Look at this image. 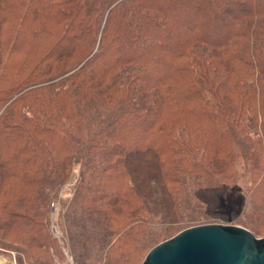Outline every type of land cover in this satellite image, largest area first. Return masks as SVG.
I'll return each mask as SVG.
<instances>
[{
    "label": "trees",
    "instance_id": "trees-1",
    "mask_svg": "<svg viewBox=\"0 0 264 264\" xmlns=\"http://www.w3.org/2000/svg\"><path fill=\"white\" fill-rule=\"evenodd\" d=\"M74 165L79 264L218 223L243 176L264 186V0H0V238L19 264H53L44 208Z\"/></svg>",
    "mask_w": 264,
    "mask_h": 264
},
{
    "label": "rangeland",
    "instance_id": "rangeland-1",
    "mask_svg": "<svg viewBox=\"0 0 264 264\" xmlns=\"http://www.w3.org/2000/svg\"><path fill=\"white\" fill-rule=\"evenodd\" d=\"M26 47L28 50L29 46ZM21 58H23V53L20 54L18 52L13 53L9 60L7 59V68L3 74V85H5V80H7L13 72L11 67L16 66ZM236 163H238L236 165L238 171L243 172L244 165L242 159L240 160L239 158ZM79 169V165H74L72 167L67 180L57 186L55 195L50 197L44 208L45 214L43 217H45V222L43 233L44 235L47 233L46 235H48L52 244H54L53 246H55L53 247L51 244L52 247L47 249V256H49L53 264L80 263L79 256L77 254H72L70 250V241L66 231L68 226L65 223L64 217L71 201L70 198L74 192V187L79 180ZM250 178L249 174L243 176L239 178L237 187L225 190L220 197V210L217 220H219L218 223L220 224L241 226L250 230L257 237H264V186L258 185L255 187V184L251 183L252 180ZM69 182H73L72 185L69 186ZM6 198V195L2 196V193L0 194V202ZM206 213L209 212L206 211ZM150 228L149 234L145 233L140 235L135 241L128 239L124 244L120 238V246L117 247L114 245L107 259L97 258L96 260L95 254L93 253V255L91 252L89 256H86L89 259H83V261L88 264H106L108 260H112L111 263L113 264H140L145 256L144 254H146L153 242L156 240L161 241L174 234V231L158 234L160 233L159 226ZM150 232L152 233L151 236L156 233L158 235L155 236L156 238L152 243H147V241L152 238L149 237ZM15 240L16 238L13 239V235L6 239L0 238V264H19L18 254L14 248ZM21 257L23 259L22 264H31L32 257L30 258V256H28L29 259H26L24 255Z\"/></svg>",
    "mask_w": 264,
    "mask_h": 264
},
{
    "label": "water",
    "instance_id": "water-1",
    "mask_svg": "<svg viewBox=\"0 0 264 264\" xmlns=\"http://www.w3.org/2000/svg\"><path fill=\"white\" fill-rule=\"evenodd\" d=\"M140 264H264V237L230 224L186 227L156 242Z\"/></svg>",
    "mask_w": 264,
    "mask_h": 264
},
{
    "label": "built area",
    "instance_id": "built-area-1",
    "mask_svg": "<svg viewBox=\"0 0 264 264\" xmlns=\"http://www.w3.org/2000/svg\"><path fill=\"white\" fill-rule=\"evenodd\" d=\"M72 183H73V182H69V183H68V184H69V186H70V185H72Z\"/></svg>",
    "mask_w": 264,
    "mask_h": 264
}]
</instances>
